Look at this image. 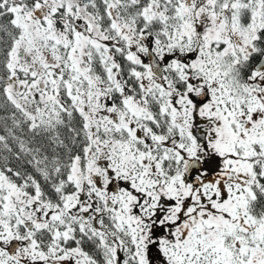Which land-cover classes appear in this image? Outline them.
Wrapping results in <instances>:
<instances>
[{
	"label": "snow or ice",
	"instance_id": "snow-or-ice-1",
	"mask_svg": "<svg viewBox=\"0 0 264 264\" xmlns=\"http://www.w3.org/2000/svg\"><path fill=\"white\" fill-rule=\"evenodd\" d=\"M0 264H264V0H0Z\"/></svg>",
	"mask_w": 264,
	"mask_h": 264
}]
</instances>
